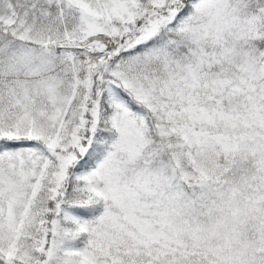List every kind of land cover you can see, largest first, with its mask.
Here are the masks:
<instances>
[{"label": "snow or ice", "instance_id": "6c2138e0", "mask_svg": "<svg viewBox=\"0 0 264 264\" xmlns=\"http://www.w3.org/2000/svg\"><path fill=\"white\" fill-rule=\"evenodd\" d=\"M0 264H264V0H0Z\"/></svg>", "mask_w": 264, "mask_h": 264}]
</instances>
